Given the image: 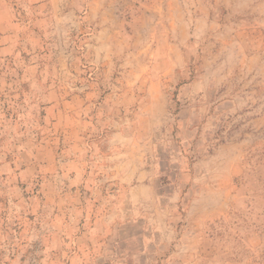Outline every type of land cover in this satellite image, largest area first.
Instances as JSON below:
<instances>
[{
  "label": "rangeland",
  "instance_id": "rangeland-1",
  "mask_svg": "<svg viewBox=\"0 0 264 264\" xmlns=\"http://www.w3.org/2000/svg\"><path fill=\"white\" fill-rule=\"evenodd\" d=\"M0 264H264V0H0Z\"/></svg>",
  "mask_w": 264,
  "mask_h": 264
}]
</instances>
